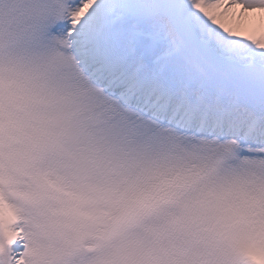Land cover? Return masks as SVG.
I'll use <instances>...</instances> for the list:
<instances>
[{
	"label": "snow or ice",
	"instance_id": "1",
	"mask_svg": "<svg viewBox=\"0 0 264 264\" xmlns=\"http://www.w3.org/2000/svg\"><path fill=\"white\" fill-rule=\"evenodd\" d=\"M0 264H264V0H0Z\"/></svg>",
	"mask_w": 264,
	"mask_h": 264
}]
</instances>
